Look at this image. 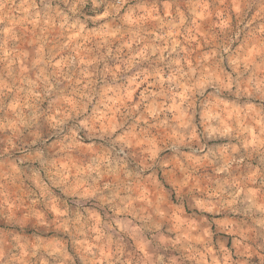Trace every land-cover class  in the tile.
I'll use <instances>...</instances> for the list:
<instances>
[{
  "label": "clouds",
  "instance_id": "9594fccd",
  "mask_svg": "<svg viewBox=\"0 0 264 264\" xmlns=\"http://www.w3.org/2000/svg\"><path fill=\"white\" fill-rule=\"evenodd\" d=\"M0 264H264V0H0Z\"/></svg>",
  "mask_w": 264,
  "mask_h": 264
}]
</instances>
